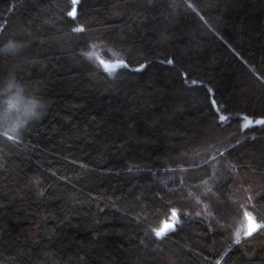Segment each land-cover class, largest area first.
<instances>
[{"label":"trees","instance_id":"obj_1","mask_svg":"<svg viewBox=\"0 0 264 264\" xmlns=\"http://www.w3.org/2000/svg\"><path fill=\"white\" fill-rule=\"evenodd\" d=\"M10 40L49 106L0 135V264H264V0H0Z\"/></svg>","mask_w":264,"mask_h":264},{"label":"clouds","instance_id":"obj_2","mask_svg":"<svg viewBox=\"0 0 264 264\" xmlns=\"http://www.w3.org/2000/svg\"><path fill=\"white\" fill-rule=\"evenodd\" d=\"M22 46L8 41L0 46V54L16 56ZM48 103L27 91L15 71L0 78V135L19 138L29 125L44 118Z\"/></svg>","mask_w":264,"mask_h":264},{"label":"snow or ice","instance_id":"obj_3","mask_svg":"<svg viewBox=\"0 0 264 264\" xmlns=\"http://www.w3.org/2000/svg\"><path fill=\"white\" fill-rule=\"evenodd\" d=\"M72 2H73V4H76V3L78 2V0H72ZM75 14H76V11H75V8H73V10L69 13V15L74 17ZM73 30L76 31V32H82V31H84L83 28H74ZM101 63H103V62H101ZM121 63H123V62H121ZM168 63L170 64V63H172V61H168ZM125 66H126V65H125ZM103 67H104V69L107 70V71H112V70H114V69H115L116 67H118V66L115 65V64H113V65H109V64H107V63H103ZM137 70H140V69H137ZM220 119H221V120H224L225 118H224V117H220ZM251 123H252V121L249 120V121L244 125V127L247 128ZM256 123H258V124H264V120H258V121H256ZM10 139H11V138H10ZM176 216H177L176 212H173V213H172V217H173L174 220L176 219ZM248 219H249V229H248L246 235H249V236H250L254 231H256L257 225H255L254 223H252V218H251V216H249ZM171 227H172V225H166V226H165V228H171ZM155 235H156L157 237H160V236L164 235V231H163V230H161V231H156V232H155ZM239 242H240V240H239V235H237L236 243H239Z\"/></svg>","mask_w":264,"mask_h":264},{"label":"rangeland","instance_id":"obj_4","mask_svg":"<svg viewBox=\"0 0 264 264\" xmlns=\"http://www.w3.org/2000/svg\"><path fill=\"white\" fill-rule=\"evenodd\" d=\"M101 62H103V63H107V64H109V65H113V64H115V65H117L118 67H116L114 70H116L117 68H119V67H121V66H123V63H121L122 61H115V62H110V63H108V62H105L104 60H102ZM103 63H102V65H103ZM114 70H112V71H114ZM250 215H248V217H249ZM251 218H252V223H254L255 225H257V223H256V221L254 220V218L251 216ZM177 224V222H176V219L174 220L173 218H172V220L170 221V222H166L165 224H164V226H163V228H162V230L164 231V233H167V232H169V231H171L172 229H174V227H175V225ZM166 225H172V227L171 228H165V226ZM246 230L248 231V229H249V219L247 218V223H246ZM257 229V228H256Z\"/></svg>","mask_w":264,"mask_h":264}]
</instances>
